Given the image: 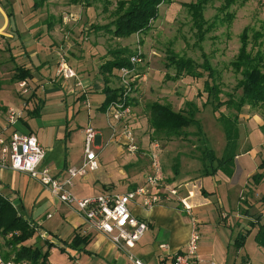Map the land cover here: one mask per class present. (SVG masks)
<instances>
[{"label":"crops","instance_id":"obj_1","mask_svg":"<svg viewBox=\"0 0 264 264\" xmlns=\"http://www.w3.org/2000/svg\"><path fill=\"white\" fill-rule=\"evenodd\" d=\"M0 12L3 15L0 24V51L5 49L12 69L22 66L31 72V77L18 82H13L9 76V81L17 87L19 82L25 81L27 92L23 93L21 88H16L14 92L19 103L11 100L3 107L5 124L9 108L16 107L15 110L21 112V117L16 123L6 124V128L0 129V136L9 138L13 131L36 136L45 150L43 164L52 174L58 175L63 174L68 167L81 164L82 130L89 124L98 131L95 144L98 147L96 153L100 166L96 171L73 179V194L78 198L102 193L116 194L139 185L149 170V156L145 158L147 151L142 155L143 146L139 142V152L134 155L125 152L120 126L116 129V137L112 138L105 114L109 104L104 109L101 107L106 96L103 92L106 81L111 88L121 85L120 71H113L112 76L105 81L99 70L103 63L99 58L108 56L106 54L109 49L92 61L91 66H98V76L102 80L93 79L77 70L78 67L85 66L80 53L85 50V46L80 44V37L75 41L71 40L73 30H65L64 35L59 30H42L45 25L47 27L45 20L30 23L26 30H18L17 26H10V19L1 7ZM43 36L50 38L48 45L42 42ZM118 39L121 38H115ZM100 44L105 46L101 42ZM61 58L75 71L76 77L65 79L56 73ZM37 105H40V109L36 114L30 113ZM128 105L130 114L126 122L131 127L133 107L130 102ZM85 112L86 115L82 118L81 113ZM262 124V118L257 116V127L260 130ZM257 143L251 138L247 149L236 151L229 175L222 169L204 173V163L201 161L198 175L189 171L181 173L178 168L174 170V167L173 174L162 169L167 182L177 187L178 197L192 206L191 215L197 220L200 234L198 256L203 261H214L217 264H259L252 262V258L257 260V254L264 255V249L257 244L246 249L248 237L253 232L255 234V228L246 235L241 248L236 249L233 244L236 236L248 229L249 222L255 217L260 215L264 220V205L261 201L257 204V198L264 197V167L260 170L258 166L255 149ZM72 147H78V152L71 153ZM125 155L131 158L122 159ZM261 160L264 164V157ZM237 172L244 174L241 182L235 181ZM261 172V178L251 184L252 177ZM0 192L38 230L40 242L48 241L53 244L50 254L56 248L66 253L67 261L57 264H133L128 259L127 252L117 249L105 234L89 228L74 205L60 202L47 188L27 174L1 169ZM128 206L133 215L148 224L147 231L129 252L143 264H171L172 255L184 249L188 240L191 216L183 211L177 200L151 208H144L135 202H130ZM76 234L88 236L89 241L81 246L82 249L69 245ZM161 244L167 247H159Z\"/></svg>","mask_w":264,"mask_h":264},{"label":"rangeland","instance_id":"obj_2","mask_svg":"<svg viewBox=\"0 0 264 264\" xmlns=\"http://www.w3.org/2000/svg\"><path fill=\"white\" fill-rule=\"evenodd\" d=\"M33 1L0 0V7L8 15L10 26H17L18 30H26L27 25L38 20L51 22L52 27L49 30H59L63 35L65 30H73L71 40L75 41L80 37V44L85 46V50L80 51L85 66L78 67L77 70L86 76L99 78L98 66H91L92 61L107 48L109 50L106 55L109 58L112 56L111 52L119 48L128 50L129 58L140 59L139 63H130V69L132 73H137V77L127 85L128 87L120 85L115 88H118L119 98L130 89L125 104L130 102L133 107L131 128L143 146L142 155L148 150L150 142L157 141L160 146L162 169L165 168L169 174H173L172 167L176 166L181 173L189 171L198 175L200 161L203 163L200 157L203 155L204 144L198 139L194 126L186 129L187 137L170 141L154 140L155 136L149 127L147 116L150 104L158 102L169 104L173 110L186 111L189 107H197L196 118L200 121L206 146L214 151L216 157H222L225 134L218 116H233L235 110L226 105L213 106L211 100L217 90H211L208 97L204 81L209 85H216L221 101L228 99L229 95L233 96L234 101L238 99L241 91L236 88L241 75L235 71L231 62L238 54L243 31L246 34V52L251 56H255L258 51L264 55V0H232L233 3L228 9L224 7L227 0H204L203 20L198 24L194 22L187 7V3L196 0H164L158 6L157 17L150 20L148 28L143 29L145 31L118 40L108 33L94 30L92 26L109 23L113 19L111 13L120 0H45L42 7L32 11ZM226 13L230 14V19ZM2 21L3 15L0 12V24ZM42 28L47 30L46 25ZM49 39L48 36H43L42 42L48 45ZM138 49L140 54L137 53ZM4 51L5 49L0 51V129L6 128L3 107L11 100L19 103L14 92L18 87L9 81L13 71L12 64ZM170 54L189 57L197 65L207 62L211 68H199L202 76L200 78L186 75L177 77L174 67L167 60ZM101 59L103 60V57L99 58ZM209 75H212V78ZM263 112V109L244 105L236 125L237 152L249 147V139L257 141L258 146L255 149L260 170L264 167L261 163V158L264 157V131L257 127V116L262 118ZM84 115L86 112L81 113L82 118ZM75 152H78V147L71 148V153ZM146 156L147 154L145 158ZM129 158V155L122 157L127 160ZM205 163L209 165L208 161ZM243 177V173L237 172L235 181L241 182ZM254 183L251 179V184ZM259 201L257 198V204ZM253 235L254 232L248 237L246 249L256 246ZM34 238L40 244L38 235ZM66 256L65 252L56 248L53 253L48 254L47 261L52 264L65 263ZM252 262L264 264V255L257 254V260L252 258Z\"/></svg>","mask_w":264,"mask_h":264},{"label":"trees","instance_id":"obj_3","mask_svg":"<svg viewBox=\"0 0 264 264\" xmlns=\"http://www.w3.org/2000/svg\"><path fill=\"white\" fill-rule=\"evenodd\" d=\"M45 0H34L32 11L40 8ZM90 1V0H87ZM164 0H120L117 3L115 10L112 11L111 16L113 19L103 25L92 26L96 31H103L110 34L115 38H126L133 34L141 33L148 28L149 22L157 17L158 6ZM234 1V0H233ZM232 0H227L225 9H228L233 3ZM204 0H196L187 3V7L192 14V18L196 24L201 20ZM227 11V10H226ZM228 19L230 14L226 13ZM51 22H47V28L50 29ZM246 34L245 31L241 34V45L238 54L231 62V65L241 75L240 80L237 82V88L241 92L240 96L234 101L233 96L221 101L218 97V89L213 83L208 84L204 81L208 97L211 95L210 91L216 93L212 96L211 104L215 107L223 105L231 106L235 112L233 116L219 115L218 120L221 122L225 134V147L222 157L215 156L214 151L206 146V138L202 131L200 121L196 118L197 107L188 108L186 111L173 110L169 104H160L158 102L150 104L148 108L147 122L152 133L156 139H163L170 141L172 139L187 137L186 129L194 126L195 133L198 139L204 144L202 149V156L200 157L204 163V173H212L217 169L224 170L228 175L231 173L233 160L237 151V122L238 115L242 111L244 105L252 108H260L264 110V60L263 53L257 52L255 56H251L246 52ZM128 54V55H127ZM111 57H103V63L100 65L99 70L104 75L105 81L109 76H112L113 71H120L124 67H131L129 58V51L124 49H114L111 52ZM169 64L175 69L177 77L186 75L193 78H200L201 70L199 68L210 67L209 63L203 62L197 65L189 57H183L177 54H170L167 57ZM211 68V67H210ZM206 69V68H205ZM210 71L211 69H207ZM31 77V72L22 66H15L11 75L13 82H18L23 79ZM212 78V75H209ZM103 89L105 99L102 103L104 109L109 103L117 100L120 96L118 88H111L107 85ZM35 96V95H34ZM31 98V97H30ZM28 100V99H27ZM40 109V105L35 106L30 113L36 114ZM263 124L261 129L264 131V112L262 115ZM209 162V165L205 163ZM210 168V171H208ZM177 167L174 166V170ZM262 172L252 177L253 181L261 178ZM132 189V188H131ZM264 205V197L260 199ZM256 229L254 234L255 243L264 249V220L258 215L250 223L249 228L241 231L234 239V247L239 249L243 246L245 237L251 231ZM38 230L34 228L30 221L24 219L12 205V203L0 192V253L4 260L26 261L29 264H50L48 254L50 248L53 246L48 241L38 243L35 239ZM39 237V235H38ZM88 236L76 234L70 241L69 245L72 248L82 249L88 243Z\"/></svg>","mask_w":264,"mask_h":264},{"label":"built area","instance_id":"obj_4","mask_svg":"<svg viewBox=\"0 0 264 264\" xmlns=\"http://www.w3.org/2000/svg\"><path fill=\"white\" fill-rule=\"evenodd\" d=\"M140 54V51H137ZM140 59L131 57V63H138ZM57 74L63 78L76 77L75 71L61 58ZM121 86L132 82L135 73L132 69H120ZM132 77V78H131ZM18 87L23 93L27 92V83L21 81ZM128 87V86H127ZM130 91V89H128ZM109 103L105 114L112 138L116 137L117 127L122 129L124 141L122 148L128 154H136L141 150L133 129L126 122L130 114L129 105L125 104L126 96L130 92ZM87 104V102H86ZM21 117V112L9 108L5 115L7 125H12ZM83 159L79 166L68 167L63 174H52L50 169L43 164L45 150L36 136L31 133L13 131L9 138L0 136V170L10 169L27 174L47 188L53 196L66 205H74L84 218L88 227L105 234L117 249L127 252L128 259L133 264H143L135 258L129 250L141 239L148 229V224L138 219L129 209V203L135 202L144 208H151L165 202L179 201L184 212L191 216V230L184 249L172 255L171 264H217L214 261H203L198 256L200 234L197 220L191 215L192 206L178 197L177 187L164 178L160 162V146L157 141L149 143L147 155L149 156V170L144 174L143 181L123 193L97 194L86 198H78L71 191L73 179L85 176L96 171L100 164L95 144L98 131L91 125L83 128ZM166 248L165 244L159 245ZM0 264H29L26 261L4 260L0 254Z\"/></svg>","mask_w":264,"mask_h":264}]
</instances>
